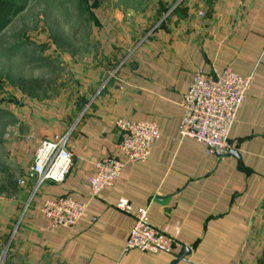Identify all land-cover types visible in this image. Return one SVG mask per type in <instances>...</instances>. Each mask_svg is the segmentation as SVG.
I'll list each match as a JSON object with an SVG mask.
<instances>
[{"label":"crops","instance_id":"crops-1","mask_svg":"<svg viewBox=\"0 0 264 264\" xmlns=\"http://www.w3.org/2000/svg\"><path fill=\"white\" fill-rule=\"evenodd\" d=\"M133 19H101L100 53L72 72L83 94L68 112L37 105L31 114L24 106L25 133L8 144L24 182L0 198V264L264 261V0H183L150 28ZM197 68L253 75L222 158L198 140L178 139L182 97ZM117 119L156 122L160 137L146 161L127 163L112 186L90 198L95 162L109 155L125 161ZM65 132L71 171L61 183H43L25 207L38 142ZM63 195L86 209L73 227L52 228L39 202ZM120 198L133 210L147 207L152 226L180 246L172 253L124 251L133 218L115 207Z\"/></svg>","mask_w":264,"mask_h":264},{"label":"rangeland","instance_id":"rangeland-1","mask_svg":"<svg viewBox=\"0 0 264 264\" xmlns=\"http://www.w3.org/2000/svg\"><path fill=\"white\" fill-rule=\"evenodd\" d=\"M182 1H15L9 21L0 27V198L21 185L22 163L9 157L8 144L25 133L24 106L31 114L37 105L68 112L71 100L83 94L72 72L91 66L100 53L101 19L133 15L150 28Z\"/></svg>","mask_w":264,"mask_h":264},{"label":"built area","instance_id":"built-area-1","mask_svg":"<svg viewBox=\"0 0 264 264\" xmlns=\"http://www.w3.org/2000/svg\"><path fill=\"white\" fill-rule=\"evenodd\" d=\"M253 75H238L230 68L218 73L197 68L187 92L182 97L183 115L179 124L178 139H193L205 145L207 154L222 158L232 148L230 129L246 98ZM119 134L117 147L125 161L117 156H104L94 164V174L88 178L89 197L95 198L101 190L110 187L120 176L124 166L146 161L160 137L159 127L153 121L117 119ZM69 132L41 139L35 149L27 178L33 187L25 207L32 204L41 185L47 181L61 183L72 169L73 155L68 149ZM21 184L24 179L20 180ZM86 203L69 195L39 202V210L52 228L73 227L82 217ZM115 207L133 218L124 251L139 250L150 253H172L179 241L153 227L148 208L133 210L128 199L120 198Z\"/></svg>","mask_w":264,"mask_h":264},{"label":"trees","instance_id":"trees-1","mask_svg":"<svg viewBox=\"0 0 264 264\" xmlns=\"http://www.w3.org/2000/svg\"><path fill=\"white\" fill-rule=\"evenodd\" d=\"M16 0H0V27L10 19V14L16 6Z\"/></svg>","mask_w":264,"mask_h":264}]
</instances>
